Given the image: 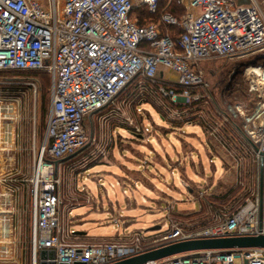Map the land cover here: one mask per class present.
I'll use <instances>...</instances> for the list:
<instances>
[{
	"label": "built area",
	"instance_id": "2783aa9c",
	"mask_svg": "<svg viewBox=\"0 0 264 264\" xmlns=\"http://www.w3.org/2000/svg\"><path fill=\"white\" fill-rule=\"evenodd\" d=\"M160 1L139 0L149 14L159 13L157 23L139 24L131 16L133 0H0V70H44L50 79V108L30 198L32 264L39 260L110 264L175 242L264 234L263 188L261 211L257 189L232 213L219 214L197 228L174 221L153 241L144 240L140 232L122 242H76L67 237L58 167L87 144L83 122L88 115L113 102L134 77L167 82V71L177 75L174 82L183 91L159 84L163 96L198 100L204 95L192 90L206 91L208 86L199 62L264 51V13L257 0L240 5L232 0H176L184 7L180 17L159 10ZM196 8L198 13L191 11ZM168 26H177L178 35L172 37ZM249 68L264 66L249 65L245 70L249 92L259 98L257 109L251 116L239 115L252 159L260 166L261 161L264 164V90L253 84L255 76L262 77ZM145 264H264V248L200 249Z\"/></svg>",
	"mask_w": 264,
	"mask_h": 264
},
{
	"label": "rangeland",
	"instance_id": "374dc122",
	"mask_svg": "<svg viewBox=\"0 0 264 264\" xmlns=\"http://www.w3.org/2000/svg\"><path fill=\"white\" fill-rule=\"evenodd\" d=\"M232 1L238 5L251 2ZM257 2L264 13V0ZM133 4L137 9L139 0ZM150 20L157 23L156 18ZM260 56L264 51L245 58L213 57L199 62L208 84L204 93L196 92L205 99L199 108L189 106L193 98H170L176 106L152 95L133 101L130 93L143 87L141 77H136L137 85L129 84L113 102L88 115L83 122L87 144L58 167L63 205L74 207L73 216L82 220L83 226L71 227L73 231L89 238L130 232L128 237L140 232L159 238L174 221L197 228L243 204L258 189L259 166L241 136L242 144L237 145L231 128L242 127L239 113L251 116L257 109L259 98L249 92L245 70L258 63L264 66L256 59ZM165 75L169 81L177 79L173 72ZM11 78L28 88L19 95L0 92V264H32L30 198L50 108V85L42 90L38 76ZM158 104L170 108L165 120L154 108ZM185 116L197 119L187 120L181 128L172 126ZM84 170L77 186L89 204L75 207L79 201L72 190L76 175ZM127 220L131 222L125 229Z\"/></svg>",
	"mask_w": 264,
	"mask_h": 264
},
{
	"label": "trees",
	"instance_id": "16d2710c",
	"mask_svg": "<svg viewBox=\"0 0 264 264\" xmlns=\"http://www.w3.org/2000/svg\"><path fill=\"white\" fill-rule=\"evenodd\" d=\"M159 10H161V11L162 10H167V11L171 12L174 16L180 17L182 15V13L184 12V7H182L176 0H172L170 2H168L167 0H161L160 1V6H159ZM134 13L137 14L136 17H138V23L139 24L143 23V21H142L143 18H146L147 20H150V18H156L157 19L158 15H159V13H158V15L149 14L143 6H139L137 9L133 8V10L131 11V16H133ZM161 28L164 30L166 28V26L162 25ZM167 28H168V30H169V32H170L172 37L178 35L179 28L177 26H168ZM259 58H260V61H262L264 63V56L257 57L256 59H259ZM254 65H263V64H259L258 63V64H254ZM16 75L38 76L39 80H40V85H41L42 90H46L49 87V85H50L49 75L44 70L6 69V70H0V76L3 77V80L0 81V92L7 93L9 95H19L22 91H25L28 88L27 86H25L24 83H22L20 81H18V82L17 81H12V79H14V78H11V77L16 76ZM136 77H141V76H136ZM136 77H134L126 86H128L131 83H134V79ZM33 79H35V78H33ZM140 82L143 83L142 84L143 87L141 88V90L139 92L136 91V92H134L132 94L130 93V95H132L131 96V100L136 101V102H137V100L138 101L141 100L143 96H147L148 97V96L152 95L153 97L154 96L155 97L159 96L160 98L168 101L169 104H171L173 106H176L171 101H169V99H170L169 97L163 96L158 91V85L159 84H164L167 88L171 87L176 92H182L183 91V88L180 85L176 84L175 82H170V81L165 82V81H163L160 78H155L154 80H150V79H145V78L141 77ZM136 83H134V84H136ZM126 86H125V89H126ZM135 86H133L134 89H135ZM198 90L200 92L204 93V90H202L201 88H194L192 90V94H195L196 92H198ZM144 100H146V102H149L145 97H144ZM203 102H205V99H203V98H200L198 100H191L189 106L190 105H192V106L196 105L199 108L200 103H203ZM158 105L159 106L155 105L154 108H155V110L158 113L160 112V116L165 120L166 117H164L165 116L164 114H169L168 110L170 108H168L166 104H164V106H162L163 104H158ZM163 110L165 112H161ZM201 110H199V111H201ZM194 119H197V118H187L185 116L184 118H182V120H175V122L172 123V126L181 127L183 124H185V122L187 120H191L192 121ZM199 121L201 122L200 124L202 126H204L200 116H199ZM205 129L206 128L204 126V130ZM231 131L237 137L236 138L237 145L239 144V146H241V144H242V141L239 138V136H241L242 140L244 141V144L246 143L249 146L248 142L244 139V132H243V128L242 127L239 128V127L235 126V128H231ZM249 148H250V146H249ZM227 195L228 194L225 195V198L227 197ZM232 207H234V206H232ZM193 214L197 215L198 213L194 212ZM208 224H210V223H208Z\"/></svg>",
	"mask_w": 264,
	"mask_h": 264
},
{
	"label": "water",
	"instance_id": "95a60500",
	"mask_svg": "<svg viewBox=\"0 0 264 264\" xmlns=\"http://www.w3.org/2000/svg\"><path fill=\"white\" fill-rule=\"evenodd\" d=\"M161 75V74H160ZM264 188V164L261 161L259 166V177H258V195L260 201V211L263 198ZM262 247L264 248V234L253 235V236H230L220 238H201L191 239L181 242H175L164 246H159L151 250L142 252L138 255H134L110 264H145L149 261L159 260L171 255L183 253L187 251L200 250V249H242ZM51 255L54 256L52 250ZM41 256L39 255V258ZM37 264H70V263H55V262H43L38 261ZM71 264H85L83 262L75 261Z\"/></svg>",
	"mask_w": 264,
	"mask_h": 264
},
{
	"label": "crops",
	"instance_id": "0c3cea01",
	"mask_svg": "<svg viewBox=\"0 0 264 264\" xmlns=\"http://www.w3.org/2000/svg\"><path fill=\"white\" fill-rule=\"evenodd\" d=\"M181 127H183V126H181ZM181 127H179V128H181ZM174 128H176V127H174ZM179 128H177V129H179ZM68 157H66V158H68ZM66 158H64V160ZM64 160L63 161L61 160L59 162V165H61V163L64 162ZM97 164H100V163H95L94 165H97ZM94 165H92L91 167H93ZM86 170H84L81 174L76 175V178H75V187H74V190H72V191H73V194L76 195V200L79 201V203H77L75 205V207L76 206H79V207L81 206L82 207L85 204H89V202H88L89 199L86 197V195H85L84 192H80V189L78 190V186H77L78 177L81 176ZM118 183L119 182H116V184H118ZM68 194L71 195L72 193L69 191V193H67V195ZM142 202H146V199L144 197H142ZM73 208L74 207L67 208V209L65 208V212H66L65 216H67V219H66L67 220L66 221V228H67V235H68L67 237L71 241H76V242H90V241H87L88 239L97 240V241H100V240L101 241H110V240H119V241H122L123 240L124 241V240H127L128 235L132 233V232H130V233H124L122 235L121 234H118V233H115V234H112V235H100V236H96L94 238H89L88 234H86V233H82V232H79V231H73L72 228H75L74 230H77L78 227H82L83 226L81 224L82 220L80 221V216L79 215L78 216H75V217L73 216ZM67 211H70V215L67 214ZM114 222H116V221H114ZM130 222L131 221L127 220V221H125L123 223V225L125 226V229H126V227L128 226V224ZM141 234L144 236V240H147V241H153L156 238H158V237H156L154 235L153 236H148V235H145L143 233H141Z\"/></svg>",
	"mask_w": 264,
	"mask_h": 264
},
{
	"label": "bare ground",
	"instance_id": "6f19581e",
	"mask_svg": "<svg viewBox=\"0 0 264 264\" xmlns=\"http://www.w3.org/2000/svg\"><path fill=\"white\" fill-rule=\"evenodd\" d=\"M248 71H252L256 75H260L262 77L261 79H257V77L255 76L253 84L257 85L260 90H264V69H258V68L252 69V68H249ZM262 116H264V115H262Z\"/></svg>",
	"mask_w": 264,
	"mask_h": 264
}]
</instances>
